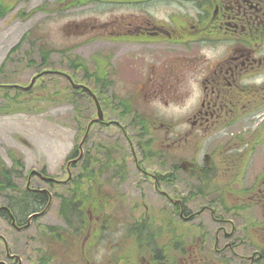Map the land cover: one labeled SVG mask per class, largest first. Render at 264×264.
I'll return each mask as SVG.
<instances>
[{"label":"flooded vegetation","instance_id":"obj_1","mask_svg":"<svg viewBox=\"0 0 264 264\" xmlns=\"http://www.w3.org/2000/svg\"><path fill=\"white\" fill-rule=\"evenodd\" d=\"M20 1L54 4L32 16L77 17L52 45L82 50L81 65L70 56L45 71L78 80L102 111L94 122V101L95 117L82 113L81 170L74 158L65 180L45 181L67 191L80 175L92 194L81 230L66 233L64 262L264 264V0ZM132 190L143 213L130 217ZM0 197L1 227L13 218ZM16 257L0 234V264Z\"/></svg>","mask_w":264,"mask_h":264},{"label":"rangeland","instance_id":"obj_2","mask_svg":"<svg viewBox=\"0 0 264 264\" xmlns=\"http://www.w3.org/2000/svg\"><path fill=\"white\" fill-rule=\"evenodd\" d=\"M7 3L10 11L0 18V77H6L10 85L26 87L30 84L34 73V68L28 64L39 63L40 50L50 51V56L54 66L71 56H81L82 50H77L68 54L69 50L63 45H52L53 41H58L65 31L67 23L74 20V13L71 17L56 18L50 15L37 13L30 15L29 10L34 8H52V3H21L20 0H3ZM57 4H55L56 6ZM24 42L21 44V41ZM21 44V45H20ZM20 45V46H19ZM17 48V49H16ZM14 49H16L14 51ZM59 56H58V55ZM9 57V58H8ZM8 58V60H7ZM6 62V67L1 72L2 65ZM56 88L34 89L32 93L19 96L21 105L8 107L9 102L0 95V161L3 167L13 170L12 182L20 190H24L30 172L33 170H44L47 174L61 181L66 179V157L75 147V143L80 144L84 121L82 113L86 106L83 98L73 97L64 89L62 79L55 80ZM1 84V83H0ZM69 91V90H68ZM74 99V100H73ZM89 118L95 112L93 104L86 109ZM176 108H161L162 113L175 112ZM85 112V111H84ZM96 134H93L94 142ZM122 139V138H121ZM125 147V144L123 145ZM128 151V148H126ZM130 153V150H129ZM12 157L21 162V166L15 164ZM1 165V164H0ZM130 170H134L131 166ZM33 189H46L51 194L66 195L65 187L47 186L38 178H32ZM142 188L144 200L150 205L155 204V195H150L148 187L144 184L138 185ZM137 188V185H134ZM68 189V188H67ZM7 196H15L14 190H7ZM142 193L139 190H132L127 193V200L130 208L136 206L137 211H129L127 215L143 213L141 203ZM59 197H53L50 209L37 221L23 231H16L11 224L3 223L0 227L2 234L9 243L10 251L22 260V264H38L40 256L45 254L47 249L41 246L39 241V228L44 226L64 227V223L59 216ZM4 202L0 197V203ZM157 213L159 211H156ZM112 223V221H111ZM5 230V231H4ZM101 252H105L101 249ZM70 253L67 255L69 257ZM71 256L75 260V251H71ZM61 258V257H60ZM55 259L50 264H72L69 259Z\"/></svg>","mask_w":264,"mask_h":264},{"label":"trees","instance_id":"obj_3","mask_svg":"<svg viewBox=\"0 0 264 264\" xmlns=\"http://www.w3.org/2000/svg\"><path fill=\"white\" fill-rule=\"evenodd\" d=\"M10 11V8H8L7 3L3 0H0V18L6 16L8 12ZM24 42V40L21 41V44ZM20 44V45H21ZM19 45V46H20ZM17 49V48H16ZM14 49V51L16 50ZM40 61L39 63L31 62L28 64L31 68H34L38 73L42 72L43 69L49 68L50 63L48 62V55L49 51L42 49L40 50ZM9 58V57H8ZM7 58V60H8ZM2 65L1 72L4 71L6 67V62ZM73 65L75 67H79L82 63V58L79 56H76L74 58ZM58 78V77H57ZM6 77H0V95L2 98H4L6 101L9 102L8 107H12L13 104L15 106L21 105L22 102L19 101V96L24 95L26 93H32L34 89H42L41 91H45L47 89H54L56 88L55 83H58L55 81L56 79L53 78H44V79H38L32 89H30L27 92H24L18 88H14L13 85H10ZM63 84L64 89L66 92H69L71 96L73 97H80L83 98V102L86 105L84 107L85 109H89L91 105L93 104L92 100L90 98H85L82 96L80 90H74L70 84L67 82V80H64ZM69 90V91H68ZM74 100V99H73ZM1 108V107H0ZM3 110L0 109V113H2ZM78 144L75 143V147L71 150V152L67 155L65 163L68 162L70 159L78 157ZM95 153H93V158L89 159V167H88V176H87V182L89 184L94 182L95 178V171L97 170V163L95 159ZM12 160L15 164H18L21 166V162L17 161L12 157ZM80 161L77 163L76 166H73L76 168V171H80ZM0 194H2L4 191L7 190H14L15 196H9L8 197V207L11 211L13 217L16 219L17 223L19 225H24L26 221V217L37 212H43L46 213L50 206L51 202L49 201V193L48 192H33L29 191L26 186L24 190H20V188L17 187L16 184L12 182V171L5 167H3V163L0 161ZM43 174H45V171H43ZM75 181L73 184L68 185V189L66 195H57L56 197L60 198V206H59V215L62 217L64 222L69 226V228L81 230L83 225L84 218L87 220L90 207H84L85 204L89 205V202L91 201V193L88 189H86V184L82 181L80 175H77L75 177ZM92 212H95L92 210ZM65 228H52L50 226H45L44 228L40 229L39 233V241L41 242V246L44 249H47L49 247V243L51 240H55L58 245L59 243L64 244L65 241L63 240V236L66 233ZM51 256L48 254V252H45L42 256L38 259V264H49Z\"/></svg>","mask_w":264,"mask_h":264},{"label":"water","instance_id":"obj_4","mask_svg":"<svg viewBox=\"0 0 264 264\" xmlns=\"http://www.w3.org/2000/svg\"><path fill=\"white\" fill-rule=\"evenodd\" d=\"M68 79H69V81L70 82H72L71 81V79H70V77H68ZM36 81V78H33V80H32V82H31V84H30V86L29 87H27V88H24L26 91L27 90H29L32 86H33V84H34V82ZM73 84V83H72ZM73 87L74 88H79V87H81V86H79V85H74L73 84ZM98 115H99V118L101 117V111H100V109H99V112H98ZM35 172H33L32 174H34ZM44 180H48V179H46V178H43ZM30 183V182H29ZM29 183L27 184V186H29Z\"/></svg>","mask_w":264,"mask_h":264}]
</instances>
